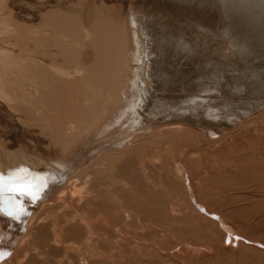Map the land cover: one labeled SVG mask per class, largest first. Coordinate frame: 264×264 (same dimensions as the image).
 Returning <instances> with one entry per match:
<instances>
[{
    "label": "bare ground",
    "instance_id": "1",
    "mask_svg": "<svg viewBox=\"0 0 264 264\" xmlns=\"http://www.w3.org/2000/svg\"><path fill=\"white\" fill-rule=\"evenodd\" d=\"M193 94L229 99L182 113ZM262 118L264 0H0V264H125L116 252L147 254L144 243L164 253L153 238L181 207L238 245L200 204L199 168L221 150L225 170L254 163L248 130ZM21 182L38 198L7 190Z\"/></svg>",
    "mask_w": 264,
    "mask_h": 264
},
{
    "label": "rangeland",
    "instance_id": "2",
    "mask_svg": "<svg viewBox=\"0 0 264 264\" xmlns=\"http://www.w3.org/2000/svg\"><path fill=\"white\" fill-rule=\"evenodd\" d=\"M261 120H264V118ZM255 129H257V124L251 127V130H248V132L250 131L248 139H251L252 143L258 140L261 141L259 142L261 145L258 144L256 147L258 149L254 150L255 154L254 152L251 153L250 149H235L234 151L235 154L239 155L242 153L249 156L254 154L251 156L253 158L251 162L254 161L255 164L253 162L250 163V160L245 162L242 160L232 165L231 169L225 170L224 166H222L224 164H221V161L227 158L229 151L223 153L224 151L221 150L214 153L213 156L215 157H204L199 168L202 172L207 171L211 177L210 179L208 176L210 180V190L201 188L203 196L208 197V199L199 200L200 204L207 209H212L216 216L223 218L232 226L234 232L239 234L238 236L241 235L242 240L245 242L241 241L234 247L226 246L224 244L226 242V234L222 227L219 226V222L215 224V221L212 219H208V222L199 219V216L204 217V215L201 214L195 215L194 213L193 216L192 214L188 216L183 212L186 211V208H183V210L181 207L177 210V212L180 211L178 212L180 218L172 214L171 212L173 211H169L171 215H168L169 218L167 217V222H169L167 227L169 231L162 233L164 237L154 236L155 238H153V242H163L168 250L167 252H160L154 247L149 246L148 243H144V245L146 244L147 246L146 249L150 252L146 251L147 254H141L136 246L132 249L134 251L133 257H128L118 251V253L116 252L113 256L114 263L115 261L119 262L117 261L118 259L127 264V258H129V261H134L133 264H264V154L263 156L260 155L261 151L264 152V123L261 124L258 130ZM200 150L201 149L198 151L196 150L195 152L198 153ZM151 153L147 155L149 159H153L150 158ZM190 156L188 151L186 158ZM195 167L187 162L186 169L188 171H195ZM194 181H196V179ZM171 199L172 198H169L170 201ZM183 205L184 202L182 206ZM176 209H178L177 206ZM173 215H175V218L177 217L180 219L174 223V229H177V232H172L173 225L170 220L173 218ZM187 244H192L196 247L211 246L213 251L190 253L185 248ZM176 248H179L181 253L171 254ZM139 257L140 259L144 257L143 259L147 262L140 263Z\"/></svg>",
    "mask_w": 264,
    "mask_h": 264
},
{
    "label": "water",
    "instance_id": "3",
    "mask_svg": "<svg viewBox=\"0 0 264 264\" xmlns=\"http://www.w3.org/2000/svg\"><path fill=\"white\" fill-rule=\"evenodd\" d=\"M146 72V71H145ZM145 74V73H144ZM142 75H143V73H142ZM217 80V79H216ZM216 80H214V77H211V76H207V77H202V80H200L199 81V84H198V79H196V81H197V85L198 86H200V90H202L201 91V93H204V91L205 92H208V91H210L211 93H213V91H214V89L212 88L213 86L211 85V83H214V82H216ZM211 82L210 84H208V82ZM219 83V82H218ZM143 92V91H142ZM204 96V95H203ZM203 96H201V95H192V97H191V104L189 103V101L186 99V98H184V102H183V104H184V106L186 107V110L184 111V112H182V110H181V112L182 113H191L190 111H192L193 109H194V111L193 112H195V110H197V109H207L206 107H211L212 105H216L217 106V104H223L224 102H226L227 101V99H229V98H227V99H225V97L223 96V98H221V99H214L212 102L210 101V98H208L207 100H203L202 98H203ZM199 102V105H197L196 103H198ZM189 105L191 106V108H189ZM164 107H168V104L167 103H164ZM204 107V108H203ZM192 109V110H191ZM189 110V111H188ZM169 111H171V110H169ZM172 112H173V114H175V112L172 110ZM170 113V112H169ZM179 113V112H178ZM181 113V114H182ZM12 234V233H11ZM6 235H10V234H6V232H4V235H3V238H6L7 236ZM3 249V246H2V248L0 247V259H1V257H2V250Z\"/></svg>",
    "mask_w": 264,
    "mask_h": 264
},
{
    "label": "snow or ice",
    "instance_id": "4",
    "mask_svg": "<svg viewBox=\"0 0 264 264\" xmlns=\"http://www.w3.org/2000/svg\"><path fill=\"white\" fill-rule=\"evenodd\" d=\"M3 178L0 177V191H3ZM9 192H18L22 196H31L32 199L38 198V190L31 184L24 183H13L8 186L7 189Z\"/></svg>",
    "mask_w": 264,
    "mask_h": 264
}]
</instances>
